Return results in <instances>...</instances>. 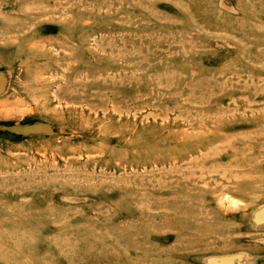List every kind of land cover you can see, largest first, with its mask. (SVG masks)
I'll return each mask as SVG.
<instances>
[{
	"label": "rangeland",
	"instance_id": "1",
	"mask_svg": "<svg viewBox=\"0 0 264 264\" xmlns=\"http://www.w3.org/2000/svg\"><path fill=\"white\" fill-rule=\"evenodd\" d=\"M0 45V264H264V0H0Z\"/></svg>",
	"mask_w": 264,
	"mask_h": 264
},
{
	"label": "bare ground",
	"instance_id": "2",
	"mask_svg": "<svg viewBox=\"0 0 264 264\" xmlns=\"http://www.w3.org/2000/svg\"><path fill=\"white\" fill-rule=\"evenodd\" d=\"M14 24H16V23H14ZM14 24H12V25H14ZM8 26H10V25H8ZM14 26H17V25H14ZM19 26H20V25H19ZM10 28H11V27H10ZM15 28H18V26L15 27ZM16 30H18V29H16ZM6 31H8V30H6ZM65 31H66V30H65ZM67 33H68V32H67ZM72 33H73V32H72ZM2 34H3V32H2ZM68 34H69V33H68ZM69 35H71V34H69ZM73 36H74V35H73ZM7 39H8V38H7ZM2 40H3V39H2ZM4 40H5V38H4ZM7 43H8V42H7ZM9 43H11V42H9ZM0 46H1V45H0ZM3 46H5V45H3ZM7 46H8V44H7ZM11 48H12V47H11ZM25 48H28V47H25ZM29 50H31V48H30ZM0 52H1V51H0ZM29 53H30V52H29ZM2 54H3V53H2ZM5 55H6V54H5ZM5 57H6V56H5ZM127 57H128V56H127ZM11 58H12V57H11ZM217 58H218V57H217ZM9 61H10V60H9ZM9 61H8V62H9ZM8 62H7V63H8ZM211 65H212V64H211ZM1 71H2V70H1ZM5 72H6V71H5ZM7 74H8V73H7ZM3 75H4V74H3ZM2 82H3V81H2ZM204 91H206V89H205ZM201 93H202V92H201ZM201 93H200V95H201ZM198 97H200V96H198ZM198 100H199V99H198ZM162 103H163V102H162ZM222 104H223V103H222ZM158 105H159V104H158ZM161 105H163V104H161ZM229 106H230V105H229ZM211 110H212V109H211ZM219 110H220V109H219ZM205 111H206V109H205ZM209 112H210V111H209ZM228 112H230V111L228 110ZM196 122H197V121H196ZM195 124H196V123H195ZM186 126H187V125H186ZM224 126H225V125H224ZM229 126H230V125H229ZM187 127H188V126H187ZM192 128H193V127H192ZM195 128H196V127H195ZM220 129H221V128H220ZM232 129H233V128H232ZM232 129H231V130H232ZM173 131H174V130H173ZM176 133H177V132H175V134H176ZM182 134H183V133H182ZM145 135H146V134H145ZM173 136H174V135H173ZM211 136H212V135H211ZM224 136H225V135H224ZM144 138H145V137H144ZM144 138H143V139H144ZM158 138H160V137H158ZM189 139H190V138H189ZM198 139H199V138H198ZM206 139H207V138H206ZM227 139H229V138H227ZM144 140H145V139H144ZM150 140H152V138H151ZM150 140H149V141H150ZM199 140H201V139H199ZM183 141L185 142L186 140H182V142H183ZM189 141H190V140H189ZM191 141L194 142L195 140H191ZM197 141H198V140H197ZM142 142H143V141H142ZM142 142H141V143H142ZM151 142L153 143V141H151ZM154 142H155V141H154ZM168 142H169V141H168ZM184 142H183V143H184ZM138 143H139V142H138ZM145 143H148V142H145V141H144V144H145ZM149 143H150V142H149ZM155 143H156V142H155ZM177 143H178V142H177ZM191 143H192V142H191ZM232 143H233V142H232ZM135 144H136V142H135ZM150 144H151V143H150ZM156 144H157V143H156ZM159 144H160V143H158L157 145H159ZM174 144H175V143H174ZM234 144H236V143H234ZM153 145H155V144H153ZM150 146H151V145H150ZM165 146H166V145H165ZM182 146H183V145H182ZM147 147H148V146H147ZM168 147H169V146H168ZM235 148H236V147H235ZM138 149H139V148H138ZM142 149H143V148H142ZM178 149H179V148H178ZM178 149H177V150H178ZM228 151H229V150H228ZM178 153H179V152H178ZM232 153H233V151H232ZM226 154H227V153H226ZM213 158H215V157H213ZM213 158H212V159H213ZM209 161H211V160H209ZM209 161H207V163H208ZM219 165H220V164H219ZM216 166H217V165H216ZM222 175H223V174H222ZM196 196H197V195H196ZM224 196H225V194H224ZM224 196H222V197H224ZM123 197H124V196H123ZM125 199H126V197H125ZM198 199H199V198H198ZM126 200H127V199H126ZM208 200H209V199H208ZM206 201H207V200H206ZM116 202H118V201H116ZM119 202H120V201H119ZM107 203H108V202H107ZM121 203H122V202H121ZM118 204H119V203H118ZM208 204H209V203H208ZM208 204H205V205H208ZM231 204H232V203H231ZM126 205H127V204H126ZM126 205H124L125 208H127ZM203 205H204V204H203ZM232 205H233V204H232ZM36 206H37V205H36ZM110 206H112V205H110ZM124 206H123V208H124ZM120 207H121V206H120ZM209 207H210V205H209ZM17 208H18V207H17ZM127 209H128V208H127ZM18 210H19V209H18ZM21 212H22V210H21ZM24 213H25V212H24ZM131 213H133V212L131 211ZM211 213H212V212H211ZM14 214H15V213H14ZM14 214H13V215H14ZM13 215H12V216H13ZM15 215H17V214H15ZM119 215H120V214H119ZM12 216H11V217H12ZM131 216H132V214H131ZM133 216H134V214H133ZM153 216H154V215H153ZM218 216H220V215H218ZM13 217H14V216H13ZM127 217H128V216H127ZM23 218H24V217H23ZM28 218H29V217H28ZM116 218H117V217H116ZM121 218H124V216L121 217ZM149 218H150V217H149ZM215 218H216V217H215ZM219 218H220V217H219ZM118 219H119V218H118ZM175 219H176V218H175ZM26 220H27V219H26ZM28 220H29V219H28ZM195 220H197V218H196ZM201 220H202V219H201ZM96 221H97V220H96ZM101 222H102V221H101ZM30 223H31V222H30ZM32 223H33V222H32ZM76 223H77V222H76ZM78 223H79V222H78ZM112 223H113V222H112ZM71 224H72V223H71ZM30 226H31V225H30ZM36 226H37V225H36ZM143 226H144V225H143ZM62 227L64 228V226H62ZM71 227H72V226H71ZM71 227H70V228H71ZM73 227H74V225H73ZM24 228H25V226H24ZM26 228H27V227H26ZM33 228H34V227H33ZM67 228H68V227H67ZM124 228H125V227H124ZM122 229H123V228H122ZM35 230H36V229H35ZM113 230H114V229H113ZM36 231H37V230H36ZM78 231H79V230H78ZM114 231H115V230H114ZM222 231H223V229H222ZM4 232H5V230H4ZM57 232H58V231H57ZM101 232H104V230L101 231ZM105 232H108L107 229L105 230ZM105 232H104V233H105ZM116 232L118 233V231H116ZM218 232H219V231H218ZM16 233H18V232H16ZM71 233H72V232H71ZM80 233H81V232H80ZM87 233H88V232H87ZM90 233H91V232H90ZM104 233H103V235H104ZM144 233H146V231H145ZM4 234H5V233H4ZM78 234H79V233H78ZM113 234H114V233H113ZM113 234H112V235H113ZM65 235H66V234H65ZM69 235H71V234H69ZM82 235H83V234H82ZM82 235H81V237H82ZM103 235H102V236H103ZM145 235H148V233L145 234ZM72 236H73V235H72ZM104 236H106V235H104ZM116 236H117V235H116ZM118 236H119V235H118ZM122 236H123V235H122ZM78 237H79V236H78ZM107 237H108V236H107ZM75 238H76V237H75ZM79 238H80V237H79ZM84 238H85V235H84ZM204 238H205V237H204ZM68 239H69V238H68ZM80 239H82V238H80ZM112 239H113V238H112ZM201 239H202V238H201ZM69 240H71V239H69ZM72 240H73V239H72ZM83 240H84V239H83ZM95 240H97L96 237H95ZM183 241H185V240H183ZM203 241H204V240H203ZM234 242H236V241H234ZM103 244H104V243H103ZM70 246H71V245H70ZM128 246H129V245H128ZM128 246H127V247H128ZM227 246H228V245H227ZM253 246H254V245H253ZM260 246H261V245H260ZM72 247H73V244H72ZM104 247H105V246H104ZM257 247L259 248V246H257ZM238 248H239V247H238ZM97 249H98V248H97ZM249 249H250V248H249ZM255 249H256V248H255ZM255 249H254V250H255ZM122 250H123V249H122ZM125 250H126V249H125ZM125 250H124V252H125ZM70 251H71V250H70ZM73 251H74V249H73ZM116 251H117V250H116ZM203 251H204V250H203ZM224 251H225V250H224ZM69 253L71 254V252H69ZM69 253H68V254H69ZM127 253H128V252H127ZM124 254H125V253H124ZM241 254H242V253H241ZM71 255H72V254H71ZM73 255H74V253H73ZM80 255H81V254H80ZM96 255H97V254H96ZM126 255H128V254H126ZM242 255H243V254H242ZM1 256H2V255H1ZM129 256H130V254H129ZM176 256H177V255H176ZM83 259H84V258H83ZM259 263H260V262H259Z\"/></svg>",
	"mask_w": 264,
	"mask_h": 264
},
{
	"label": "water",
	"instance_id": "3",
	"mask_svg": "<svg viewBox=\"0 0 264 264\" xmlns=\"http://www.w3.org/2000/svg\"><path fill=\"white\" fill-rule=\"evenodd\" d=\"M253 219L256 223L264 222V205L260 206L258 209L255 210ZM231 259L229 256L225 257H212L208 259V262L210 264H239L238 262L233 263L231 262Z\"/></svg>",
	"mask_w": 264,
	"mask_h": 264
}]
</instances>
